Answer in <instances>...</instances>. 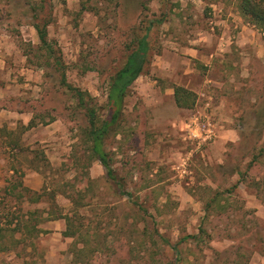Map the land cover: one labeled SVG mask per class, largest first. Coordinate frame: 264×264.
Masks as SVG:
<instances>
[{
  "label": "rangeland",
  "instance_id": "obj_1",
  "mask_svg": "<svg viewBox=\"0 0 264 264\" xmlns=\"http://www.w3.org/2000/svg\"><path fill=\"white\" fill-rule=\"evenodd\" d=\"M45 3L0 0V211L41 230L18 243L5 231L0 264H264V31L236 0ZM43 21L53 54L32 26ZM150 23L144 69L103 144L121 194L90 150L85 105L97 123L109 115L111 77ZM176 86L192 107L176 106ZM197 109L215 127L205 143L187 134ZM30 170L46 186L35 202L6 190Z\"/></svg>",
  "mask_w": 264,
  "mask_h": 264
},
{
  "label": "trees",
  "instance_id": "obj_2",
  "mask_svg": "<svg viewBox=\"0 0 264 264\" xmlns=\"http://www.w3.org/2000/svg\"><path fill=\"white\" fill-rule=\"evenodd\" d=\"M36 2H38L41 8L44 9L46 0H36ZM142 6L143 8H145L144 3H142ZM236 8L238 10L239 16L245 24L257 27L264 31V0H236ZM34 17L37 18V15L35 14ZM47 24V21L33 22L32 26L37 33L40 47L46 49V51H48L50 54H53V45L47 38ZM150 28L151 23L145 27V33L137 39L136 45L127 54L122 67L118 69L111 77L107 93V107L109 115L100 118L99 123H97L96 121L98 118H96L95 116L93 107L85 105L82 98V92L79 89H74L70 84H68L65 80V74L62 73L61 80L63 84H65L69 90L75 91V94L79 98L78 100L80 101V104L82 106L85 105V112L86 116L88 117L87 136L88 140L91 141L90 150L95 155V158L104 167L106 176L113 182H116V184L119 186L118 190L121 194H124V192L121 190L120 184L117 183L114 170L109 162L108 153L104 150L103 144L109 128L118 121L119 116L121 115L124 105V99L129 86L142 73L144 69L149 49L148 32ZM174 99L178 107L190 108L195 102V94L193 91L183 86H176L174 87ZM29 125H33V118L30 120ZM18 187H20L21 190L20 192L18 191V196L24 197L26 195L27 200L33 202L39 201L46 190V186L43 185L41 191H32L29 188L25 187L22 182L13 184L6 190L9 193H13ZM54 197V195H52L51 197L53 202H55ZM8 216H10L13 221L16 220V223L14 227H10L7 230H5L0 223V240L5 236V231L9 232V237L16 243L22 242L27 239L31 240V238L36 237L41 232V230L37 228L33 223V218L30 215H18V213L14 215V213H11L9 211H7L6 213L4 211H0V217L5 219ZM57 217H59V215L54 216V218ZM62 217L64 219H67L66 214H63ZM12 220H7L8 224H10V222H13ZM22 227L26 229L27 233H23L24 235L22 238H15L14 234L21 231ZM195 236L196 235H186L180 240H187V238L189 239ZM162 238L166 244L170 245L168 239H165L163 236ZM171 247H174L177 250L175 245ZM3 250H5V247L0 241V251Z\"/></svg>",
  "mask_w": 264,
  "mask_h": 264
},
{
  "label": "built area",
  "instance_id": "obj_3",
  "mask_svg": "<svg viewBox=\"0 0 264 264\" xmlns=\"http://www.w3.org/2000/svg\"><path fill=\"white\" fill-rule=\"evenodd\" d=\"M187 134L189 138L205 143L215 137V127L209 116L197 109L187 123Z\"/></svg>",
  "mask_w": 264,
  "mask_h": 264
},
{
  "label": "crops",
  "instance_id": "obj_4",
  "mask_svg": "<svg viewBox=\"0 0 264 264\" xmlns=\"http://www.w3.org/2000/svg\"><path fill=\"white\" fill-rule=\"evenodd\" d=\"M238 16H239V14H238ZM218 21L222 22V24H224L223 22H225V19H219ZM248 40H250V38ZM221 44L223 46V42L220 41V45ZM225 44L226 43H224V46H225ZM226 47H227V45H226ZM194 50L197 51L196 49H194ZM215 53L216 52L210 53L209 58H211L213 56V54H215ZM196 56L198 57V54H196ZM210 61H211V59H210ZM0 62L3 63V61L1 59H0ZM1 63H0V65H1ZM170 94L173 95V99H174V91H173V93L171 92ZM176 106H177V104H176ZM180 108H182V107H180ZM183 109H188V108H183ZM21 182L25 187L29 188L32 191H37V192L41 191L42 187L44 185L42 175L40 173L34 171V170H30V171L26 172L25 176L23 177V181H21ZM62 218L63 217L61 215H59V217L54 218V220L49 221L50 222V225H49L50 228H52L54 230L53 233H60L61 232L62 222H63V220H61Z\"/></svg>",
  "mask_w": 264,
  "mask_h": 264
}]
</instances>
